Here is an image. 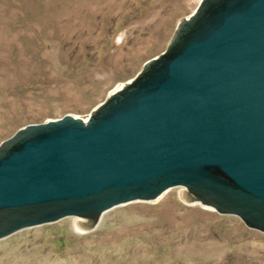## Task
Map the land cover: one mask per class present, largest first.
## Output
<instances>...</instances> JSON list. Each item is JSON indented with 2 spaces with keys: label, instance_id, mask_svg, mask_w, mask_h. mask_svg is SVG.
<instances>
[{
  "label": "water",
  "instance_id": "water-1",
  "mask_svg": "<svg viewBox=\"0 0 264 264\" xmlns=\"http://www.w3.org/2000/svg\"><path fill=\"white\" fill-rule=\"evenodd\" d=\"M176 186L264 231V0H206L94 117L11 137L0 149V240Z\"/></svg>",
  "mask_w": 264,
  "mask_h": 264
},
{
  "label": "rangeland",
  "instance_id": "rangeland-1",
  "mask_svg": "<svg viewBox=\"0 0 264 264\" xmlns=\"http://www.w3.org/2000/svg\"><path fill=\"white\" fill-rule=\"evenodd\" d=\"M206 0H0V149L21 128L94 117L167 53ZM185 186L0 240V264H264V231Z\"/></svg>",
  "mask_w": 264,
  "mask_h": 264
},
{
  "label": "bare ground",
  "instance_id": "bare-ground-1",
  "mask_svg": "<svg viewBox=\"0 0 264 264\" xmlns=\"http://www.w3.org/2000/svg\"><path fill=\"white\" fill-rule=\"evenodd\" d=\"M84 121L86 122L88 120H84ZM189 195L190 196L188 198H191L192 201L203 202L205 205L212 208V206L209 203H207L202 197L198 196L197 194L190 192ZM162 196L163 195H161L160 197ZM103 216L104 214L100 216L75 217L77 219V223L73 224L74 230L81 231L84 233L93 228L99 227L102 223Z\"/></svg>",
  "mask_w": 264,
  "mask_h": 264
}]
</instances>
